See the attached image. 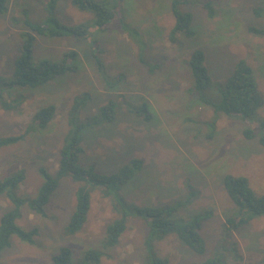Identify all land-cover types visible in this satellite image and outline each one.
<instances>
[{
  "label": "rangeland",
  "instance_id": "rangeland-1",
  "mask_svg": "<svg viewBox=\"0 0 264 264\" xmlns=\"http://www.w3.org/2000/svg\"><path fill=\"white\" fill-rule=\"evenodd\" d=\"M44 1L8 0L7 13L0 15V77L9 78L12 73V64L19 56L20 35L27 30L24 21L46 20ZM108 1L120 2L116 16L105 31L91 27L89 40L36 37L35 62L56 61L73 50L79 55L77 73L36 89L14 87L9 100L19 94L22 103L12 110L0 108V138L25 137L0 149V179L23 174L16 187L0 194V218L13 208L7 194L29 200L41 184L40 170L56 175L58 152L73 127L69 126L71 115L83 122L114 101L116 119L112 124L81 132L79 164L93 167L100 174H113L131 160H139L141 169L117 193L118 198L136 207L179 203L174 215L179 220L211 214L200 229L206 246L203 255L190 252L169 235L155 242L159 259L165 264H199L223 255V264H264V217H255L227 235L224 223L234 206L223 188L226 175L245 177L257 194H264V148L241 134L244 129L257 128L264 119V106L246 122L215 113L203 100L213 97L215 101L217 90L192 94L194 80L186 65L192 52L203 51L204 65L216 87L241 61L252 69L264 97V17L253 15L257 0H214L208 9L212 17L202 7L203 0H182L187 3L181 9L193 15L195 36H179L176 44L168 39L174 24L171 0ZM55 16L67 25L92 26L95 19L91 11L76 8L72 0H59ZM125 24L137 31L138 42L123 30ZM249 28L259 32L250 33ZM91 40L100 47L99 58L105 76L113 80L112 88H107L103 73L95 66ZM83 94L89 95V101L71 114L74 100ZM144 102L152 108L149 122L128 108ZM50 104L57 109L47 129L28 131L34 113ZM82 185L85 183L61 178L43 208L44 214L33 212L27 204L20 207L15 224L25 232L35 231V235L31 242L12 236L10 245L0 251V264H53L52 257L61 247L71 249L74 263L83 252L93 249L102 253L99 264H146L144 241L148 227L143 217L129 218L119 243L104 248L105 228L118 216L112 197L104 198L101 188L90 187V209L82 229L73 235L67 233L76 192ZM223 247H227L226 252H222Z\"/></svg>",
  "mask_w": 264,
  "mask_h": 264
},
{
  "label": "trees",
  "instance_id": "trees-1",
  "mask_svg": "<svg viewBox=\"0 0 264 264\" xmlns=\"http://www.w3.org/2000/svg\"><path fill=\"white\" fill-rule=\"evenodd\" d=\"M203 1L202 7L207 11L208 9L210 10L209 6L214 0ZM7 2L8 0H0V15L7 13ZM58 2L59 0L44 1L47 18L43 23L32 22L29 19L24 21L27 30L20 35L19 56H17L12 64V73L9 78L0 77V108L12 110L22 103V97L18 96L19 94H17L16 99L9 100L14 95V87L15 89L21 88L23 90L36 89L55 81L59 77L78 72L77 60L79 55L73 50L64 53L56 61L40 60L35 62L33 53L36 37L56 38L66 36L82 42L89 40L91 27H96L101 31L108 29L107 26L116 16V5L118 6L120 3L114 4L113 1L109 2L108 0H72V4L79 10L91 11L94 14L93 25L89 26L87 24L67 25L61 22L55 16ZM184 3L187 2L182 0L170 1V10L174 24L169 31L168 39L172 44L177 43L179 36L187 39L194 38L195 36V32L192 29L193 15L191 12L181 9ZM208 13L212 17L211 11H208ZM253 15L256 18L264 17V0H257V6L253 10ZM122 27L135 43L136 41L138 42L136 30L128 27L126 24L122 25ZM248 30L250 33L259 32L255 28H249ZM140 43L142 42L140 41ZM89 47L91 49V56L95 59L97 70L99 73H103L102 75L108 85L107 88H112L113 80L110 81L108 76H105L104 64L99 58L101 54L99 45L95 40H91ZM140 59L142 63L146 64L144 57H140ZM204 61V52L195 50L186 62L194 80V85L190 92L194 94V91L203 92L205 90L216 89L218 98L215 101L212 100L213 97L203 100V103L213 108L215 113H222L229 118H238L243 122L254 118L264 106V97L258 88L252 69L240 61L236 64L230 76L223 83L214 87L215 84L209 76ZM152 69L154 71L155 67ZM88 96V94H83L74 100L71 114L84 108L89 101ZM116 107L117 104L114 101H109L106 105L99 108L95 115L86 118L83 122L71 115L69 126L73 127L67 132L64 137L63 146L58 152L56 175H52L45 170H40L41 184L36 196L29 200L7 194L6 198L11 202L13 208L0 218V251L10 245V238L12 236H17L23 241L31 242L35 231L25 232L15 224V220L20 213V207L27 204L28 208L33 212L44 214L43 208L48 204L50 197L57 189L59 180L66 177L73 183H85V185L77 189L76 206L66 229L68 234L73 235L82 229L90 209V187H98L102 189V196L104 198L110 199L112 197L111 203L114 212L118 216L117 220H114L105 228L104 248L115 247L126 230L128 219L139 216L146 219L148 227L144 241V248L147 251L146 264H165L155 253L154 245L155 242L161 241L169 235H174L179 243L190 252L196 255H203L205 253V241L200 234V229L202 223L210 218V213H200L185 221L174 219L175 213L181 206L179 203L160 207H136L128 205L122 198H118L117 193L141 169V162L139 160H131L113 174H100L93 167L85 168L79 164V157L82 153L81 132L88 128L112 124L116 119ZM128 108L132 114L145 122H149L153 117L151 105L148 103L144 102L140 106L129 105ZM56 109V106L53 104L40 108L31 117L32 123L28 131L42 132L47 129L55 116ZM241 134L245 140H256L259 146L264 148V119L257 123L256 129L247 128ZM23 138H25L23 135L0 138V149L13 146L24 140ZM22 178L23 174L18 173L0 179V194L10 187H16ZM223 188L234 206V212L225 219L224 223L227 235L247 225L255 217H264V194H257L250 187L247 178L226 175L223 178ZM226 249L227 247H223L222 252H226ZM101 256L102 253L100 251L88 249L74 263L72 262L71 249L69 247H61L58 253L52 257V261L53 264H99ZM222 258H224L223 255L215 256L199 264H223Z\"/></svg>",
  "mask_w": 264,
  "mask_h": 264
}]
</instances>
